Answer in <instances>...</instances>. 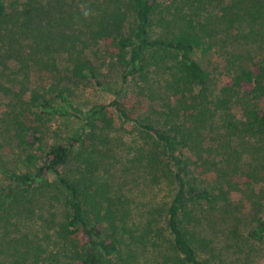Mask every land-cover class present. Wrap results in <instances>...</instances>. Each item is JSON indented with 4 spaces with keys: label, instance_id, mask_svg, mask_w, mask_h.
Returning a JSON list of instances; mask_svg holds the SVG:
<instances>
[{
    "label": "trees",
    "instance_id": "obj_1",
    "mask_svg": "<svg viewBox=\"0 0 264 264\" xmlns=\"http://www.w3.org/2000/svg\"><path fill=\"white\" fill-rule=\"evenodd\" d=\"M229 42L238 46L219 72L213 60ZM107 64L157 111L132 113L119 91L87 111L76 104L69 83L112 91ZM115 113L148 135L123 169L167 180L172 194L137 221L105 169ZM58 118L84 127L52 141ZM0 173L6 229L39 195L63 202V264H138L160 241L171 253L156 264H210L196 212L226 219L248 202L249 236L263 240L264 0H0Z\"/></svg>",
    "mask_w": 264,
    "mask_h": 264
},
{
    "label": "rangeland",
    "instance_id": "obj_2",
    "mask_svg": "<svg viewBox=\"0 0 264 264\" xmlns=\"http://www.w3.org/2000/svg\"><path fill=\"white\" fill-rule=\"evenodd\" d=\"M209 9H212V6H209ZM237 46V43L229 42L221 52V46H218L217 58L213 60L217 64V71H223L225 57H228L230 51ZM102 71L103 78L107 83L109 82L108 85L112 91H106L86 81L69 83L75 89L76 104L84 111H87L94 103L112 101L115 98L114 92L117 91L121 93L120 98L127 106L136 107L129 109L132 113L145 116L150 114L151 110H156L155 104L153 106L149 99L145 98L143 101L141 95L133 92L130 86L133 83L125 82L120 66L107 64ZM33 86V83L29 85L31 88ZM114 118L113 129L108 134L109 156L105 169H110L113 190L118 195H123L122 199L125 204L134 210L132 220L137 221L149 209L164 205L171 199L172 194L167 180L163 185L158 186L151 181L147 170L137 171L125 169V167L123 169L126 163L122 161L127 162L131 159L139 146L148 140V135L135 122L125 120L117 113L114 114ZM83 127L84 122L81 120L58 118L52 125V141L77 133ZM252 152L253 147L251 146ZM6 156H8L7 164L16 167L12 164L17 157V152L7 150ZM250 157V153L244 155L245 162L250 161ZM3 184L4 176L0 173V186ZM233 195L235 199L240 198L239 193ZM46 196L45 194L39 195L33 203L32 210L25 212L23 217L17 221L14 218L13 221L18 222L17 224L10 225L6 229L3 227L4 223H0V244L6 246V250L0 252V264H63L65 258L62 244L55 228L65 210L63 202L52 203L48 198L49 193ZM198 213L197 211L194 223L206 243L202 256L209 260L210 264H264V239L255 241L249 236L250 230L255 226V211L250 202L246 203L241 211L233 208L226 219L222 217L214 220L205 218L201 220ZM160 243L159 249L153 248L154 245L150 248H141L138 254V264H156L159 252L171 253L163 242L160 241Z\"/></svg>",
    "mask_w": 264,
    "mask_h": 264
},
{
    "label": "clouds",
    "instance_id": "obj_3",
    "mask_svg": "<svg viewBox=\"0 0 264 264\" xmlns=\"http://www.w3.org/2000/svg\"><path fill=\"white\" fill-rule=\"evenodd\" d=\"M84 15L85 17H87L89 15V12H85Z\"/></svg>",
    "mask_w": 264,
    "mask_h": 264
}]
</instances>
